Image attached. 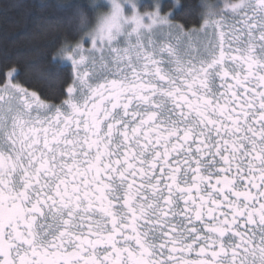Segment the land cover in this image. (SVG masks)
Returning <instances> with one entry per match:
<instances>
[{
  "label": "snow or ice",
  "instance_id": "snow-or-ice-1",
  "mask_svg": "<svg viewBox=\"0 0 264 264\" xmlns=\"http://www.w3.org/2000/svg\"><path fill=\"white\" fill-rule=\"evenodd\" d=\"M169 7L59 57L60 104L0 66V264H264V0Z\"/></svg>",
  "mask_w": 264,
  "mask_h": 264
},
{
  "label": "trees",
  "instance_id": "trees-1",
  "mask_svg": "<svg viewBox=\"0 0 264 264\" xmlns=\"http://www.w3.org/2000/svg\"><path fill=\"white\" fill-rule=\"evenodd\" d=\"M216 0H213V2ZM90 0H0V66L14 65L22 86L37 91L42 99L60 103L66 98V86L71 76V65L57 56L65 44L78 39L77 8L91 17L95 11ZM173 0H163V11H171ZM182 7L175 19L188 27H199L202 22L201 0H180ZM71 6V7H69ZM152 4L141 3L143 11ZM99 8L106 9L100 3ZM145 9V10H144ZM51 21V22H49ZM87 42L84 45L87 46ZM91 46V43H89ZM57 56V60L53 57ZM60 63L63 71L46 75L52 65ZM3 73L0 72V82Z\"/></svg>",
  "mask_w": 264,
  "mask_h": 264
},
{
  "label": "clouds",
  "instance_id": "clouds-1",
  "mask_svg": "<svg viewBox=\"0 0 264 264\" xmlns=\"http://www.w3.org/2000/svg\"><path fill=\"white\" fill-rule=\"evenodd\" d=\"M108 5L107 10L99 8V4ZM202 13L205 18L211 19L218 13V9L213 0H201ZM125 5L131 7V13L138 12L136 0H90L89 6L95 9L93 15L89 17L83 9L76 10L77 24L76 28L79 33L78 39L67 48L60 49L57 56L62 57L67 51L77 48L79 44L85 41L100 40L107 37L109 32L113 35L122 37L125 30L130 27L131 14H126ZM119 8V15L116 10Z\"/></svg>",
  "mask_w": 264,
  "mask_h": 264
},
{
  "label": "rangeland",
  "instance_id": "rangeland-1",
  "mask_svg": "<svg viewBox=\"0 0 264 264\" xmlns=\"http://www.w3.org/2000/svg\"><path fill=\"white\" fill-rule=\"evenodd\" d=\"M143 1H146V3L149 2L150 4L153 3V0H136L137 8H138V10L141 11V12H143V8H141V3H142ZM162 1H163V0H161V4H162ZM102 4L106 7L105 10H107L108 5H107V4H104V3H102ZM144 10H145V9H144ZM151 10H152V8H151V9H147V11H151ZM131 11H132L131 7L125 5V12H126V14H131ZM66 62H67V61H66ZM67 63L70 64V62H67ZM70 65H71V64H70Z\"/></svg>",
  "mask_w": 264,
  "mask_h": 264
},
{
  "label": "flooded vegetation",
  "instance_id": "flooded-vegetation-1",
  "mask_svg": "<svg viewBox=\"0 0 264 264\" xmlns=\"http://www.w3.org/2000/svg\"><path fill=\"white\" fill-rule=\"evenodd\" d=\"M214 3L217 5V4H220V5H222V3H223V0H216V1H214ZM89 43H90V41H88L87 42V46H85V48H90L91 46L89 45ZM48 103H50V102H48ZM61 103V102H60ZM60 103H57V104H60ZM51 104H54V103H51Z\"/></svg>",
  "mask_w": 264,
  "mask_h": 264
}]
</instances>
